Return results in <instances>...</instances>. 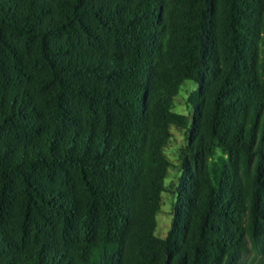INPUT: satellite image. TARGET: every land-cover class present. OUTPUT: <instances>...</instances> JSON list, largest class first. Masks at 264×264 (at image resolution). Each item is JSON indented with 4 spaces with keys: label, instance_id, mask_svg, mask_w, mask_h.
Segmentation results:
<instances>
[{
    "label": "trees",
    "instance_id": "1",
    "mask_svg": "<svg viewBox=\"0 0 264 264\" xmlns=\"http://www.w3.org/2000/svg\"><path fill=\"white\" fill-rule=\"evenodd\" d=\"M214 1L59 0L17 21L0 0V91L18 86L0 92V222L14 216L0 228V264H264L243 259L264 247V78L253 67L264 24L258 33L247 0H225L220 51ZM5 33L38 44L42 98L8 69ZM190 80L208 99L193 156L205 134L233 165L216 186L185 184V210L162 239L160 144L187 124L171 106ZM56 174L64 189L46 183Z\"/></svg>",
    "mask_w": 264,
    "mask_h": 264
},
{
    "label": "rangeland",
    "instance_id": "2",
    "mask_svg": "<svg viewBox=\"0 0 264 264\" xmlns=\"http://www.w3.org/2000/svg\"><path fill=\"white\" fill-rule=\"evenodd\" d=\"M10 5L16 12L17 21H20L23 14L27 11L29 6L35 8L42 5L47 9L55 10L58 6L59 0H3ZM247 6L251 8L246 9L245 15L250 19V22L257 27V32L260 33L264 24V0H247ZM214 15H215V35L220 51L223 48L224 27L226 18V3L225 0L214 1ZM16 22V21H15ZM264 36V35H261ZM4 39L11 46H3L4 58L8 64V69L12 74L16 75V82H20L22 88L29 91L36 98H42L43 92H38L36 87H39V81L44 79L46 71L38 61V44L36 41H29L22 35H13L10 33L4 34ZM259 45L256 46L254 69L264 78V46L260 40H257ZM59 40L53 39L52 44L56 45ZM59 44V43H58ZM18 59L20 64L19 73L14 71V59ZM224 63V62H223ZM18 64V65H19ZM251 65V61L249 62ZM224 67V65H223ZM2 89L1 93H10L18 86ZM6 86L4 85L3 88ZM201 94V100L197 98ZM202 103L203 108H206L208 99L206 92L194 81H186L172 97V112L186 119V125L171 124L167 130L168 135L166 140L161 142L159 154L168 162V172L164 180V188L160 198V211L156 216L157 229L155 234L157 237L166 239L172 229L175 217L183 213V207L179 200L181 194L185 191V184L188 182H196L202 187L216 186L219 177L231 169L233 162L230 158L229 152L220 144L209 147L208 136L204 134L205 144L200 148L199 157L195 158L196 144L193 143V137L197 138L202 134V122L200 117L204 115V111L197 113V105ZM203 109V110H204ZM37 177L45 182V178L41 174ZM52 184L46 181L49 186L59 187L64 189V181L60 174H56L53 178ZM248 193V192H247ZM20 184L15 181L10 193V200L13 205V214L15 208L20 202ZM12 213V212H11ZM14 216L8 217L4 222H0V228L12 229ZM263 252L256 251L250 245V251L243 257L247 260L254 256L264 258Z\"/></svg>",
    "mask_w": 264,
    "mask_h": 264
}]
</instances>
